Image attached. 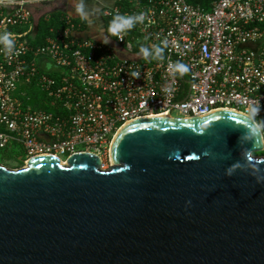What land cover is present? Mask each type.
Returning <instances> with one entry per match:
<instances>
[{
  "label": "water",
  "instance_id": "water-1",
  "mask_svg": "<svg viewBox=\"0 0 264 264\" xmlns=\"http://www.w3.org/2000/svg\"><path fill=\"white\" fill-rule=\"evenodd\" d=\"M154 118L116 133L108 171L0 165V264H264L263 140L235 112Z\"/></svg>",
  "mask_w": 264,
  "mask_h": 264
},
{
  "label": "built area",
  "instance_id": "built-area-1",
  "mask_svg": "<svg viewBox=\"0 0 264 264\" xmlns=\"http://www.w3.org/2000/svg\"><path fill=\"white\" fill-rule=\"evenodd\" d=\"M63 1L0 0V33L15 41L10 55L0 50L1 153L24 162L92 154L103 162L132 121L217 111L245 117L250 104L259 111L246 118L264 134V0H116L103 7L100 38L74 36L85 27L66 16L38 39L32 7ZM140 12L144 21L121 37L108 33L117 14ZM181 62L186 78L173 70Z\"/></svg>",
  "mask_w": 264,
  "mask_h": 264
},
{
  "label": "crops",
  "instance_id": "crops-1",
  "mask_svg": "<svg viewBox=\"0 0 264 264\" xmlns=\"http://www.w3.org/2000/svg\"><path fill=\"white\" fill-rule=\"evenodd\" d=\"M83 4L85 17L82 19L81 16L76 12L78 4ZM117 3L116 0H65L63 2H51L32 7L33 19L32 23L35 24L38 31V22L42 19L45 24L53 19L55 23L53 25L61 26L58 23H65L63 18L70 16L72 23H80L83 21L86 23L85 30L80 32L77 31L74 36L96 39L100 38V34L96 31L102 28L103 23H106V19L102 16L103 7L109 8ZM82 27V26H81ZM84 29V28H83ZM41 37L38 31V39ZM39 40H35L34 44ZM39 43V42H38Z\"/></svg>",
  "mask_w": 264,
  "mask_h": 264
},
{
  "label": "clouds",
  "instance_id": "clouds-1",
  "mask_svg": "<svg viewBox=\"0 0 264 264\" xmlns=\"http://www.w3.org/2000/svg\"><path fill=\"white\" fill-rule=\"evenodd\" d=\"M76 12L81 16L82 19L85 17V11L82 3L77 5ZM145 15L146 13L144 12H140L135 15L117 14L109 23L108 33L112 36L121 37L128 30L132 29L137 22H143L145 19ZM107 42L108 40L105 39L104 43ZM14 48H15V41L13 39V34L7 31L0 33V50H3L5 55H10L13 52ZM155 50L157 55L160 53V51H162V49L160 48H156ZM139 53L142 54L143 57L145 58H147L150 54L149 49L144 46H140ZM173 70L179 73H188L190 71L189 66L182 62L174 64ZM131 75L133 77H137L139 73L133 71ZM258 111H259L258 104H250L245 111V118L240 120V122H242L245 127L249 128L251 137L264 140V134L260 132L261 124L253 123L249 125L248 120L246 118L249 114L252 117H254ZM193 131H196V129H193ZM245 158L248 160L250 164H253L251 163L253 161V157H245Z\"/></svg>",
  "mask_w": 264,
  "mask_h": 264
},
{
  "label": "rangeland",
  "instance_id": "rangeland-1",
  "mask_svg": "<svg viewBox=\"0 0 264 264\" xmlns=\"http://www.w3.org/2000/svg\"><path fill=\"white\" fill-rule=\"evenodd\" d=\"M173 116H178L177 114L175 113H172ZM260 154V153H259ZM255 158H264V156H260V155H255L254 156ZM3 159V160H2ZM66 158L64 157H61V160L62 161H65ZM9 160V161H8ZM0 161L2 163L1 166H3L4 168H6L7 170H11V171H18V170H21V169H24L26 167V162H16L15 160H11L10 159V156H6L5 154L3 155H0ZM103 167L101 168V170L103 171H108V169L110 168L111 166V163L108 159V155L105 156L103 158Z\"/></svg>",
  "mask_w": 264,
  "mask_h": 264
},
{
  "label": "trees",
  "instance_id": "trees-1",
  "mask_svg": "<svg viewBox=\"0 0 264 264\" xmlns=\"http://www.w3.org/2000/svg\"><path fill=\"white\" fill-rule=\"evenodd\" d=\"M54 19V17H52ZM51 19L48 23L49 24H45L46 22H44L42 19L39 20V24H38V31L40 33V35H44L46 33V31L50 28L53 27L55 29L59 28L57 25H53V23H55V21ZM80 22V25L84 28L86 26V23H84L83 21H78ZM74 23V22H73ZM40 37V36H39ZM39 41H37L38 43ZM36 43V44H37ZM184 77L186 78V74L184 73ZM186 86L183 84L182 85V89L185 90ZM260 155V154H257ZM20 162H23V160H21Z\"/></svg>",
  "mask_w": 264,
  "mask_h": 264
},
{
  "label": "flooded vegetation",
  "instance_id": "flooded-vegetation-1",
  "mask_svg": "<svg viewBox=\"0 0 264 264\" xmlns=\"http://www.w3.org/2000/svg\"><path fill=\"white\" fill-rule=\"evenodd\" d=\"M3 154H5L6 156H10V159L11 160H15L16 162H20L21 160H23V156L21 155V154H19V153H17V154H11V153H1L0 152V155H3ZM260 156H264V146H263V149H262V152L260 153ZM3 160V159H2ZM9 161V160H8ZM101 161V160H100ZM102 162V161H101ZM0 163H2L1 161H0ZM62 164H65V162L64 163H62ZM102 164H103V162H102ZM1 165V164H0Z\"/></svg>",
  "mask_w": 264,
  "mask_h": 264
},
{
  "label": "bare ground",
  "instance_id": "bare-ground-1",
  "mask_svg": "<svg viewBox=\"0 0 264 264\" xmlns=\"http://www.w3.org/2000/svg\"><path fill=\"white\" fill-rule=\"evenodd\" d=\"M223 112H226V111H223ZM163 117H166L165 119H169V118H167V117H170V116H163ZM149 119H155L154 117H148V118H142V119H138V120H135V121H139V120H149ZM131 123H133V122H130V123H128V124H126V125H124L118 132H117V134L118 133H120V131L121 130H123L126 126H128L129 124H131ZM117 134L114 136V138L117 136ZM58 159V158H57ZM58 161H59V163L61 164V165H65V164H62V163H64L65 161H62L61 159H58ZM28 162V161H27ZM26 162V163H27ZM104 171V170H103Z\"/></svg>",
  "mask_w": 264,
  "mask_h": 264
}]
</instances>
